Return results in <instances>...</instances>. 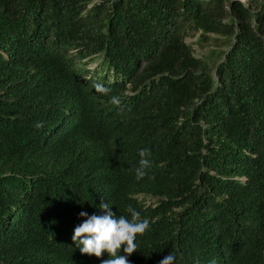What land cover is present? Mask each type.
<instances>
[{"label":"trees","instance_id":"obj_1","mask_svg":"<svg viewBox=\"0 0 264 264\" xmlns=\"http://www.w3.org/2000/svg\"><path fill=\"white\" fill-rule=\"evenodd\" d=\"M102 199L150 221L129 264H264V0H0V264H101Z\"/></svg>","mask_w":264,"mask_h":264},{"label":"clouds","instance_id":"obj_2","mask_svg":"<svg viewBox=\"0 0 264 264\" xmlns=\"http://www.w3.org/2000/svg\"><path fill=\"white\" fill-rule=\"evenodd\" d=\"M93 88L97 94L109 96V102L120 108L122 100L119 95H111V88L102 83H95ZM36 128H42L43 123L37 122ZM140 157L138 165L129 171L134 173L136 181H142L146 177L154 180V176H149L148 169L151 168V151L147 148L139 150ZM101 215H88L81 212L80 217L83 222L74 228L72 241L82 255L94 256L101 260V264H129V259L133 253L137 252L136 239L142 236L150 227L147 218L142 219L140 212L128 205L126 212L128 216L120 215L117 217L108 203L103 199L98 205ZM123 251L124 255H121ZM107 254L108 259H103ZM177 256L172 252L163 257L159 264H176ZM209 264H217L216 259L209 261Z\"/></svg>","mask_w":264,"mask_h":264},{"label":"rangeland","instance_id":"obj_3","mask_svg":"<svg viewBox=\"0 0 264 264\" xmlns=\"http://www.w3.org/2000/svg\"><path fill=\"white\" fill-rule=\"evenodd\" d=\"M245 2L246 0H239ZM184 40L190 45L193 55L207 61L209 65L216 62L220 57V51L227 48V40L215 35H208L209 40L201 41L199 32L189 27L184 28Z\"/></svg>","mask_w":264,"mask_h":264}]
</instances>
